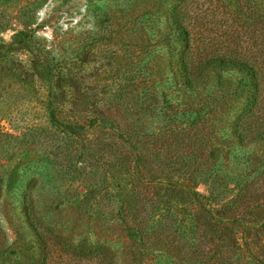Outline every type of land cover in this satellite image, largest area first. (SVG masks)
I'll return each mask as SVG.
<instances>
[{"label":"rangeland","instance_id":"rangeland-1","mask_svg":"<svg viewBox=\"0 0 264 264\" xmlns=\"http://www.w3.org/2000/svg\"><path fill=\"white\" fill-rule=\"evenodd\" d=\"M30 21L68 60L85 43L61 93L85 130L28 135L52 160L0 213V264H264V0H0L3 39Z\"/></svg>","mask_w":264,"mask_h":264},{"label":"trees","instance_id":"trees-1","mask_svg":"<svg viewBox=\"0 0 264 264\" xmlns=\"http://www.w3.org/2000/svg\"><path fill=\"white\" fill-rule=\"evenodd\" d=\"M34 23L35 21L22 22L23 27L15 30L10 41L0 36V213L14 227L15 213L29 207L26 194L30 181H36L47 172L48 163L52 160L48 147L32 146L28 135L35 136L38 133L39 137L44 132L45 145L48 146L47 140L51 133L61 141L67 140V144L69 138H74L85 130L78 115L64 114L66 101L61 97L68 82L64 81L65 78L69 74L75 75L69 69V63L78 65L83 61L85 43L73 49L75 55L68 60L66 56L55 53L44 38L36 35V28L32 26ZM168 23L176 29V39H187L188 31L181 26V13L177 7H173L168 13ZM74 38L79 41L80 37ZM94 102L99 104L101 101L97 98L91 102L90 111L84 118L88 122L87 127L110 126L105 117L93 110ZM24 104L30 108V112L43 110V121H26L19 133L5 130L2 121L20 120L19 112H22L21 106ZM26 179H29L27 184ZM22 195L24 197L20 198ZM0 233L6 236L1 225ZM1 243L0 259H3L11 253L8 245Z\"/></svg>","mask_w":264,"mask_h":264}]
</instances>
